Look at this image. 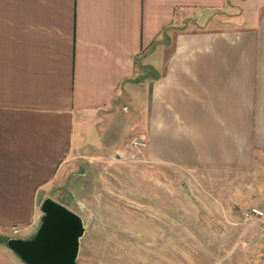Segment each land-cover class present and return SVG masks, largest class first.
I'll return each instance as SVG.
<instances>
[{
  "label": "crops",
  "instance_id": "1",
  "mask_svg": "<svg viewBox=\"0 0 264 264\" xmlns=\"http://www.w3.org/2000/svg\"><path fill=\"white\" fill-rule=\"evenodd\" d=\"M116 100L149 166L252 168L264 0H0V264H25L5 240L37 225L39 199L100 144Z\"/></svg>",
  "mask_w": 264,
  "mask_h": 264
},
{
  "label": "rangeland",
  "instance_id": "2",
  "mask_svg": "<svg viewBox=\"0 0 264 264\" xmlns=\"http://www.w3.org/2000/svg\"><path fill=\"white\" fill-rule=\"evenodd\" d=\"M100 111V144L46 191L81 218L76 264H264V157L223 172L149 166L124 101Z\"/></svg>",
  "mask_w": 264,
  "mask_h": 264
},
{
  "label": "water",
  "instance_id": "3",
  "mask_svg": "<svg viewBox=\"0 0 264 264\" xmlns=\"http://www.w3.org/2000/svg\"><path fill=\"white\" fill-rule=\"evenodd\" d=\"M34 233L27 238L11 237L6 246L25 264H76L81 218L63 205L44 197Z\"/></svg>",
  "mask_w": 264,
  "mask_h": 264
},
{
  "label": "built area",
  "instance_id": "4",
  "mask_svg": "<svg viewBox=\"0 0 264 264\" xmlns=\"http://www.w3.org/2000/svg\"><path fill=\"white\" fill-rule=\"evenodd\" d=\"M132 144H133V145H136V146H140V147H144V145H145V143H144V141H143L142 139H139V140H132ZM250 211H251L252 213H255V214H258V215L261 214V212L258 211V210H256V209H251ZM11 232H12V233H15V232H16V229L13 227V228L11 229Z\"/></svg>",
  "mask_w": 264,
  "mask_h": 264
}]
</instances>
